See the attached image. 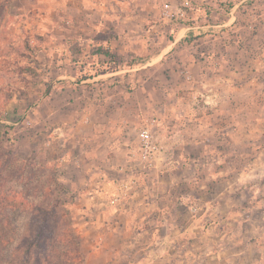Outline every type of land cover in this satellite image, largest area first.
Returning a JSON list of instances; mask_svg holds the SVG:
<instances>
[{
    "label": "rangeland",
    "instance_id": "1",
    "mask_svg": "<svg viewBox=\"0 0 264 264\" xmlns=\"http://www.w3.org/2000/svg\"><path fill=\"white\" fill-rule=\"evenodd\" d=\"M62 1L0 0V264H106L92 259L106 233L92 222L95 202L81 197L91 191L82 186L79 196L75 185L59 180L63 129L87 110L118 117L119 129L135 117L130 125L135 132L150 117H162L154 105L139 103L140 84L163 79L155 62L141 66L157 52H170L175 39L172 23L159 19V6L151 0ZM76 3L85 6L79 10ZM218 12L212 14L217 22ZM65 18L68 26H63ZM203 21L200 12L197 24ZM191 33L184 36L189 42ZM183 43L181 52L192 51ZM99 52L110 56L115 74H107L106 58ZM263 53L257 55L259 63ZM260 65L258 72L244 74L238 116L236 107L228 105L227 120L216 119L218 111L199 95L196 105L185 106L184 111L207 118L199 135L188 138L190 159L205 165L190 190L199 207L191 211L202 213L193 264H264V63ZM146 90L159 94L152 85ZM106 99V104L98 103ZM165 108L170 114L174 106ZM159 125L164 148L168 136L163 139ZM123 254L116 264H124Z\"/></svg>",
    "mask_w": 264,
    "mask_h": 264
},
{
    "label": "crops",
    "instance_id": "2",
    "mask_svg": "<svg viewBox=\"0 0 264 264\" xmlns=\"http://www.w3.org/2000/svg\"><path fill=\"white\" fill-rule=\"evenodd\" d=\"M75 6L82 10L85 4ZM69 24L70 20L65 18L63 26ZM170 28L169 31L175 33L170 52H157L140 68L155 62L153 67L163 77L158 76L159 80L154 82L147 78L139 86L140 105H154L156 110H162V117H157L158 125L163 139L168 136L151 169L144 172L143 164L132 155L138 146L139 130L135 132L130 128L136 123L135 117H126L124 123L128 125H120L119 129L118 117L114 119L87 110L75 118V123L67 124L61 136L66 147L58 158L59 180L70 187L75 185L79 196L82 186L91 191L81 197L87 195L95 202L92 222L106 233L103 246L99 245L92 259L106 264H116L122 253L124 264L194 263L195 236L201 227L202 213L191 211L192 206L197 211L199 207L190 190L195 188L198 170L205 165L201 166L196 158L190 159L191 140L188 138L199 135L207 118L184 111L185 106L196 105L199 95L208 108L218 111L216 119L227 120L228 112L224 107L228 105L236 107L238 116V108L242 106L238 95H242L244 74L258 72L260 63H264H259L257 57L264 52L261 29L251 34L244 31L238 40H226L220 34L206 32L205 27L195 28L193 23H172ZM187 33H191L192 42L184 38ZM183 42L193 47L192 51L181 52ZM98 55L106 58L107 74H115L117 71L110 69V56L103 52ZM108 77L104 76L106 85L110 83ZM255 80L252 78L250 83ZM148 85L154 86L159 94L151 96L146 90ZM107 102V99L98 101L100 105ZM169 103L174 106L170 114L165 112ZM127 169L131 171L123 176ZM67 170L75 172V178L70 177ZM109 171L116 174L111 176ZM120 175L122 178H118ZM182 185L187 193L178 191ZM114 197L119 199L112 201Z\"/></svg>",
    "mask_w": 264,
    "mask_h": 264
},
{
    "label": "built area",
    "instance_id": "3",
    "mask_svg": "<svg viewBox=\"0 0 264 264\" xmlns=\"http://www.w3.org/2000/svg\"><path fill=\"white\" fill-rule=\"evenodd\" d=\"M159 6V19L166 23L185 24L192 21L194 27H205L206 32L220 34L226 40L240 39L242 32L261 29L264 34V0H151ZM219 10V21L212 19L214 10ZM200 12L204 21L198 22ZM260 23L261 27L258 28ZM187 25V24H186ZM158 119L154 116L145 120L138 131V146L132 155L151 169L163 151L157 135ZM119 198L114 197L112 201Z\"/></svg>",
    "mask_w": 264,
    "mask_h": 264
},
{
    "label": "trees",
    "instance_id": "4",
    "mask_svg": "<svg viewBox=\"0 0 264 264\" xmlns=\"http://www.w3.org/2000/svg\"><path fill=\"white\" fill-rule=\"evenodd\" d=\"M37 234H39V231L37 232ZM30 252V250H28V252L27 253H29Z\"/></svg>",
    "mask_w": 264,
    "mask_h": 264
}]
</instances>
